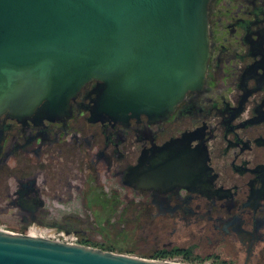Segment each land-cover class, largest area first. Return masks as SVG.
I'll list each match as a JSON object with an SVG mask.
<instances>
[{
  "label": "flooded vegetation",
  "instance_id": "flooded-vegetation-1",
  "mask_svg": "<svg viewBox=\"0 0 264 264\" xmlns=\"http://www.w3.org/2000/svg\"><path fill=\"white\" fill-rule=\"evenodd\" d=\"M209 25L203 90L158 123L88 120L91 83L64 121L1 117L0 215L15 230L33 225L27 230L101 244L88 233L92 225L99 234V226L130 224L145 232L153 252L220 246L231 264L264 262V84L256 89L261 70L249 69L264 50V0H212ZM183 132L195 136L192 148L198 140L206 147V182L194 190L131 187L140 152ZM73 203L80 213L63 206Z\"/></svg>",
  "mask_w": 264,
  "mask_h": 264
},
{
  "label": "water",
  "instance_id": "water-1",
  "mask_svg": "<svg viewBox=\"0 0 264 264\" xmlns=\"http://www.w3.org/2000/svg\"><path fill=\"white\" fill-rule=\"evenodd\" d=\"M212 0H0V118L64 121L88 89V120L158 123L205 85ZM264 42V28L261 30ZM264 84V50L249 66ZM264 107V97L260 103ZM192 132L142 150L130 186L194 190L209 172ZM50 228V225L37 226ZM0 264H188L0 229Z\"/></svg>",
  "mask_w": 264,
  "mask_h": 264
},
{
  "label": "rangeland",
  "instance_id": "rangeland-1",
  "mask_svg": "<svg viewBox=\"0 0 264 264\" xmlns=\"http://www.w3.org/2000/svg\"><path fill=\"white\" fill-rule=\"evenodd\" d=\"M68 206L70 211H75L80 213L81 209L79 205L73 203L72 205H63ZM96 210V208L94 209ZM93 211V210H92ZM84 214L87 215L90 219H93L94 213L91 212V209L86 208L84 210ZM12 220L6 218L3 215H0V224H6L5 227L8 230L12 231H21L15 230L16 226L14 223H11ZM29 227H33V225H28ZM27 226V227H28ZM99 226V225H96ZM113 227H108L103 225L99 226V234L95 233L96 227L92 225L91 228H88L91 235H94L96 239L102 240L103 244L113 245L114 247H110V249L104 248V250L112 251L115 253H123L128 255H134L138 257L144 258H158V259H167L174 260L188 264H231L232 258L227 255L220 246L212 251H208L206 249L200 250L196 247H190L188 250H170V251H150L151 243L149 239L144 235V231L142 229H138L136 226H132L130 224L125 225L123 228L121 224L112 225ZM28 227V228H29ZM35 227V226H34ZM37 228V227H36ZM39 229V228H38ZM42 230H50L40 228ZM52 230V229H51ZM83 238V237H82ZM92 244V243H91ZM100 244V243H98ZM97 245L93 246L96 247ZM96 248H99L98 246ZM103 248V247H102ZM150 252L155 253L156 255L150 256ZM160 254V255H158ZM261 264H264L262 262Z\"/></svg>",
  "mask_w": 264,
  "mask_h": 264
},
{
  "label": "built area",
  "instance_id": "built-area-1",
  "mask_svg": "<svg viewBox=\"0 0 264 264\" xmlns=\"http://www.w3.org/2000/svg\"><path fill=\"white\" fill-rule=\"evenodd\" d=\"M28 227H26L25 229H23L21 231H17V232L26 233V230H27ZM0 229H6L5 225L4 224H0ZM41 236H44V237H47V238H50V239L59 240V241H62V242L78 243V240H77L75 235L70 234V233L69 234H65V233H63L61 231L53 232V233H49V234H42ZM54 237H58L59 239L58 238H54Z\"/></svg>",
  "mask_w": 264,
  "mask_h": 264
},
{
  "label": "trees",
  "instance_id": "trees-1",
  "mask_svg": "<svg viewBox=\"0 0 264 264\" xmlns=\"http://www.w3.org/2000/svg\"><path fill=\"white\" fill-rule=\"evenodd\" d=\"M78 243H81V244H88V245H91V246H95V245H97L99 248H101V249H104L105 247H107L106 249H110V247H114L113 245H109V244H98V243H96V242H89L87 239H84V238H80L79 237V241H78ZM92 243V244H91ZM96 246V247H97ZM103 247V248H102ZM111 250V249H110ZM150 254V256H154V255H156L155 253H153V252H150L149 253ZM158 255H160V254H158Z\"/></svg>",
  "mask_w": 264,
  "mask_h": 264
},
{
  "label": "bare ground",
  "instance_id": "bare-ground-1",
  "mask_svg": "<svg viewBox=\"0 0 264 264\" xmlns=\"http://www.w3.org/2000/svg\"><path fill=\"white\" fill-rule=\"evenodd\" d=\"M49 233H52L51 231H34V230H27L26 234H29V235H34V234H37V235H42V234H49ZM54 238H58V237H54ZM59 239V238H58Z\"/></svg>",
  "mask_w": 264,
  "mask_h": 264
}]
</instances>
